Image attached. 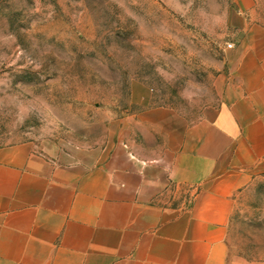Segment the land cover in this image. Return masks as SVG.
Returning <instances> with one entry per match:
<instances>
[{
	"label": "crops",
	"instance_id": "1",
	"mask_svg": "<svg viewBox=\"0 0 264 264\" xmlns=\"http://www.w3.org/2000/svg\"><path fill=\"white\" fill-rule=\"evenodd\" d=\"M250 32L218 104L135 110L81 155L0 142V264H264L232 256L235 220L252 221L236 195L264 178V28Z\"/></svg>",
	"mask_w": 264,
	"mask_h": 264
},
{
	"label": "rangeland",
	"instance_id": "2",
	"mask_svg": "<svg viewBox=\"0 0 264 264\" xmlns=\"http://www.w3.org/2000/svg\"><path fill=\"white\" fill-rule=\"evenodd\" d=\"M255 26L264 0H0V142L81 155L135 110L218 104ZM236 197L232 256H264V178Z\"/></svg>",
	"mask_w": 264,
	"mask_h": 264
},
{
	"label": "built area",
	"instance_id": "3",
	"mask_svg": "<svg viewBox=\"0 0 264 264\" xmlns=\"http://www.w3.org/2000/svg\"><path fill=\"white\" fill-rule=\"evenodd\" d=\"M233 45V43H229V46H232Z\"/></svg>",
	"mask_w": 264,
	"mask_h": 264
}]
</instances>
